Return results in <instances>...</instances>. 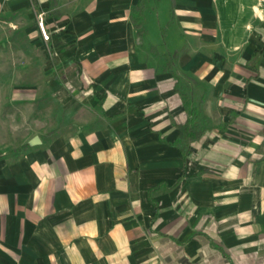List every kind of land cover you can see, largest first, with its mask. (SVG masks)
Masks as SVG:
<instances>
[{
  "label": "crops",
  "instance_id": "obj_1",
  "mask_svg": "<svg viewBox=\"0 0 264 264\" xmlns=\"http://www.w3.org/2000/svg\"><path fill=\"white\" fill-rule=\"evenodd\" d=\"M3 27L0 264H264V0H0Z\"/></svg>",
  "mask_w": 264,
  "mask_h": 264
},
{
  "label": "rangeland",
  "instance_id": "obj_2",
  "mask_svg": "<svg viewBox=\"0 0 264 264\" xmlns=\"http://www.w3.org/2000/svg\"><path fill=\"white\" fill-rule=\"evenodd\" d=\"M38 32H39V37L43 40V41H47V33H44L42 28L38 25ZM4 29H0V38L2 39V46L4 45V47L2 49H0V59H1V63H0V67L1 70H4V68H8V66H12L11 64H9V61H11V58L15 57L17 59H24V48H21V46H16L15 42L17 40H21L22 43L24 42V38L23 35L21 33H13V31L11 30V27H3ZM46 35V36H45ZM6 43V44H5ZM7 45V46H6ZM38 55V54H37ZM23 61V60H22ZM1 82V81H0ZM8 88V85L6 83L3 84V82L0 83V104L2 103V105L6 103V99L7 97L4 98V92L5 90ZM7 91V90H6ZM6 94V93H5ZM1 116H6L7 112L3 111L0 112Z\"/></svg>",
  "mask_w": 264,
  "mask_h": 264
},
{
  "label": "trees",
  "instance_id": "obj_3",
  "mask_svg": "<svg viewBox=\"0 0 264 264\" xmlns=\"http://www.w3.org/2000/svg\"><path fill=\"white\" fill-rule=\"evenodd\" d=\"M190 112L192 114L191 117L187 118L179 128L178 145L184 151V155L190 153V144L201 137L206 129L203 125L195 123L196 108L192 107Z\"/></svg>",
  "mask_w": 264,
  "mask_h": 264
},
{
  "label": "built area",
  "instance_id": "obj_4",
  "mask_svg": "<svg viewBox=\"0 0 264 264\" xmlns=\"http://www.w3.org/2000/svg\"><path fill=\"white\" fill-rule=\"evenodd\" d=\"M45 12L44 11H40L39 13H37L36 15V19H37V23L38 25L42 28L43 32H44V23H43V18H44ZM45 33V32H44ZM46 36V35H45Z\"/></svg>",
  "mask_w": 264,
  "mask_h": 264
}]
</instances>
